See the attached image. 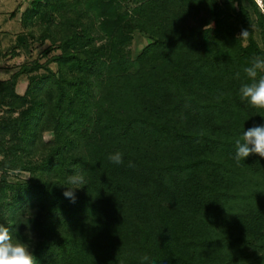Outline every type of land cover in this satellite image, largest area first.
<instances>
[{
	"label": "trees",
	"instance_id": "trees-1",
	"mask_svg": "<svg viewBox=\"0 0 264 264\" xmlns=\"http://www.w3.org/2000/svg\"><path fill=\"white\" fill-rule=\"evenodd\" d=\"M123 2L30 0L0 50L53 42L0 78V223L37 264H264V157L237 163L234 142L264 125L239 93L264 0Z\"/></svg>",
	"mask_w": 264,
	"mask_h": 264
},
{
	"label": "clouds",
	"instance_id": "clouds-1",
	"mask_svg": "<svg viewBox=\"0 0 264 264\" xmlns=\"http://www.w3.org/2000/svg\"><path fill=\"white\" fill-rule=\"evenodd\" d=\"M249 31L242 29L239 37L247 39ZM249 82L243 83L239 89L240 96L254 108L264 109V57L256 56L252 59L250 66L244 69ZM239 73L236 77L239 78ZM235 160L237 163L251 154L264 157V125H254L247 131H243L242 137L235 139ZM123 153L117 151L108 156L114 164L123 163ZM129 167H134L129 161ZM69 183L77 187L68 188L63 195L75 202V189L85 184L83 175L75 174L69 177ZM31 238V234H29ZM143 262L149 260L148 256L141 258ZM0 264H37L30 243L21 239H14L11 230L5 224L0 223Z\"/></svg>",
	"mask_w": 264,
	"mask_h": 264
},
{
	"label": "rangeland",
	"instance_id": "rangeland-1",
	"mask_svg": "<svg viewBox=\"0 0 264 264\" xmlns=\"http://www.w3.org/2000/svg\"><path fill=\"white\" fill-rule=\"evenodd\" d=\"M12 1L13 0H3V3H0V9L8 10L9 8L7 7L11 5L13 6L15 5L14 2L12 3ZM27 1L29 3L30 0H27ZM136 1L137 0H124L123 5H126V7H130L133 4H135ZM220 1L223 2L224 0H220ZM258 1L260 2V0ZM259 4L262 6L263 2ZM21 29H22V26L20 24V21L16 19L9 20L8 17L3 12H0V50L1 49L5 50L6 48H9L12 42L15 41L17 33ZM57 34L58 33H56V35ZM31 42H29L31 44V47L29 46L28 48L21 50L22 52L18 55L13 54V55H8L7 57H3L2 55H0V78H8L11 75V73L14 70H16L18 66L24 61H29L35 57H39L40 61L45 60L46 56H40V52L42 48L46 47L50 43H53L52 39L47 35L45 37V41H43L42 44H39V41H36V40L31 41ZM145 43H146V38L142 36L139 32H135L133 40H132V44H131L132 54L136 55ZM54 52H59V50L55 49L54 51H51L50 54ZM50 66L53 69L56 68V65L54 62H51ZM43 71L44 69L41 68L37 72L39 73ZM27 83H28V77L25 75V73H23L20 76L16 84V89L19 92H23ZM44 136L47 138L51 137L52 136L51 130H46L44 132ZM0 158H1V154H0ZM29 176H30V173L27 170L9 169L8 171V177L10 179H24V178H28Z\"/></svg>",
	"mask_w": 264,
	"mask_h": 264
},
{
	"label": "crops",
	"instance_id": "crops-1",
	"mask_svg": "<svg viewBox=\"0 0 264 264\" xmlns=\"http://www.w3.org/2000/svg\"><path fill=\"white\" fill-rule=\"evenodd\" d=\"M13 2L15 3L14 6L11 5V6L7 7V8H9L8 10L0 9V12H3L8 17L9 20L16 19V20L20 21L21 13H22L23 9L26 7V5L28 4V1L27 0H13L12 3ZM0 3H3V0H0ZM13 10H16V13L14 15H12ZM6 32H7V30H6Z\"/></svg>",
	"mask_w": 264,
	"mask_h": 264
},
{
	"label": "built area",
	"instance_id": "built-area-1",
	"mask_svg": "<svg viewBox=\"0 0 264 264\" xmlns=\"http://www.w3.org/2000/svg\"><path fill=\"white\" fill-rule=\"evenodd\" d=\"M258 1V0H257ZM262 2V0H260V2L258 1V3H261Z\"/></svg>",
	"mask_w": 264,
	"mask_h": 264
}]
</instances>
